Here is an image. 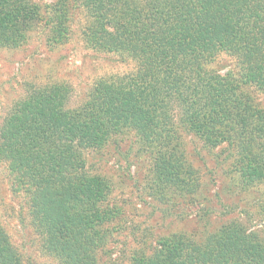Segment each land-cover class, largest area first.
Segmentation results:
<instances>
[{"label":"trees","instance_id":"trees-1","mask_svg":"<svg viewBox=\"0 0 264 264\" xmlns=\"http://www.w3.org/2000/svg\"><path fill=\"white\" fill-rule=\"evenodd\" d=\"M67 1L49 8L55 43L67 39L58 11ZM75 3L82 43L126 57L133 68L98 79L76 109L67 108L70 87L31 89L0 125V160L28 200L44 252L58 264H110L102 262L107 224L119 213L108 206V181L87 171L85 155L122 131H135L153 152L160 193L191 195L199 186L180 130L220 148L216 157L233 158L245 188L264 192V109L253 95H264V0ZM38 20L33 0H0V49L23 45ZM220 55L232 61L223 73L212 68ZM145 252L131 253L128 264H264V243L235 222L203 243L175 234ZM0 264H21L1 226Z\"/></svg>","mask_w":264,"mask_h":264},{"label":"rangeland","instance_id":"rangeland-1","mask_svg":"<svg viewBox=\"0 0 264 264\" xmlns=\"http://www.w3.org/2000/svg\"><path fill=\"white\" fill-rule=\"evenodd\" d=\"M33 2L39 20L25 43L0 49V125L31 89L53 84L70 87L67 108L76 109L88 102L98 79L133 68L126 57L95 52L82 43L83 14L75 0L58 9L64 15L60 29L68 31L63 43H55L52 31H58L47 21L49 8H55L57 0ZM231 67L232 61L225 55L212 64L220 73ZM253 95L264 109V95ZM179 134L184 157L199 176V186L191 195L155 189L153 152L142 146L135 131L111 135L104 147L86 153L87 171L108 181V206L119 213L107 224L112 236L102 262L128 264L134 251L144 249L148 254L155 242L175 234L200 244L231 222L240 223L264 243V192L245 188L233 158L216 157L220 148L210 149L192 132L180 130ZM11 177L8 162L0 160V226L12 250L21 264H58L42 249L28 200L14 189Z\"/></svg>","mask_w":264,"mask_h":264}]
</instances>
